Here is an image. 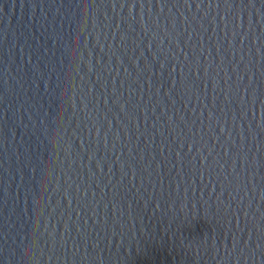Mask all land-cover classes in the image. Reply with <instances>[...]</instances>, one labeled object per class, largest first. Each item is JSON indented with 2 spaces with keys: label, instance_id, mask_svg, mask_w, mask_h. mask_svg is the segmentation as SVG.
Masks as SVG:
<instances>
[{
  "label": "water",
  "instance_id": "95a60500",
  "mask_svg": "<svg viewBox=\"0 0 264 264\" xmlns=\"http://www.w3.org/2000/svg\"><path fill=\"white\" fill-rule=\"evenodd\" d=\"M0 264H264V0H0Z\"/></svg>",
  "mask_w": 264,
  "mask_h": 264
}]
</instances>
